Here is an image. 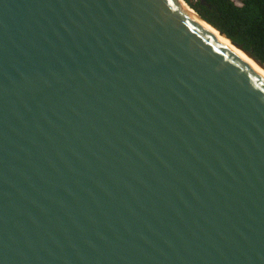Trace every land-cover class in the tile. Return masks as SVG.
<instances>
[{
    "label": "water",
    "instance_id": "95a60500",
    "mask_svg": "<svg viewBox=\"0 0 264 264\" xmlns=\"http://www.w3.org/2000/svg\"><path fill=\"white\" fill-rule=\"evenodd\" d=\"M224 39L264 70L184 0H0V264H264V74Z\"/></svg>",
    "mask_w": 264,
    "mask_h": 264
},
{
    "label": "trees",
    "instance_id": "16d2710c",
    "mask_svg": "<svg viewBox=\"0 0 264 264\" xmlns=\"http://www.w3.org/2000/svg\"><path fill=\"white\" fill-rule=\"evenodd\" d=\"M199 16L264 66V0H184Z\"/></svg>",
    "mask_w": 264,
    "mask_h": 264
},
{
    "label": "bare ground",
    "instance_id": "6f19581e",
    "mask_svg": "<svg viewBox=\"0 0 264 264\" xmlns=\"http://www.w3.org/2000/svg\"><path fill=\"white\" fill-rule=\"evenodd\" d=\"M186 8L187 6L185 4H183ZM188 9V8H187ZM195 17L196 15L193 13V11H191L190 9H188ZM197 18V17H196ZM198 21H200L197 18ZM201 22V21H200ZM203 25H205L206 27L210 28L209 26H207L205 23L202 22ZM211 29V28H210ZM213 30V29H211ZM214 32H216L215 30H213ZM217 33V32H216ZM225 40V39H224ZM226 41V40H225ZM230 47L238 54L240 55L243 59H245L247 62H249L251 65H253L256 69H258L260 72H262L264 74V70L262 68H260L252 59H250L246 54H244L242 51L238 50L237 48H235L234 46H232L228 41H226Z\"/></svg>",
    "mask_w": 264,
    "mask_h": 264
},
{
    "label": "rangeland",
    "instance_id": "374dc122",
    "mask_svg": "<svg viewBox=\"0 0 264 264\" xmlns=\"http://www.w3.org/2000/svg\"><path fill=\"white\" fill-rule=\"evenodd\" d=\"M237 5H241L243 0H233Z\"/></svg>",
    "mask_w": 264,
    "mask_h": 264
}]
</instances>
